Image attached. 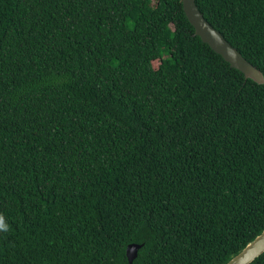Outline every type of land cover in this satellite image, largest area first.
Listing matches in <instances>:
<instances>
[{
    "label": "trees",
    "instance_id": "trees-1",
    "mask_svg": "<svg viewBox=\"0 0 264 264\" xmlns=\"http://www.w3.org/2000/svg\"><path fill=\"white\" fill-rule=\"evenodd\" d=\"M195 2L264 76V0ZM0 217V264H223L264 229V82L182 0H0Z\"/></svg>",
    "mask_w": 264,
    "mask_h": 264
},
{
    "label": "water",
    "instance_id": "water-1",
    "mask_svg": "<svg viewBox=\"0 0 264 264\" xmlns=\"http://www.w3.org/2000/svg\"><path fill=\"white\" fill-rule=\"evenodd\" d=\"M182 5L188 21L194 28L195 35L207 43L214 52L221 55L231 67L240 70L246 78H251L258 83L264 82L261 71L243 57L224 35L205 19L195 0H182ZM141 246L142 244L138 243H129L126 246L125 254L129 263L136 258ZM262 252H264V229L223 264H249Z\"/></svg>",
    "mask_w": 264,
    "mask_h": 264
},
{
    "label": "clouds",
    "instance_id": "clouds-1",
    "mask_svg": "<svg viewBox=\"0 0 264 264\" xmlns=\"http://www.w3.org/2000/svg\"><path fill=\"white\" fill-rule=\"evenodd\" d=\"M0 229H5V225L3 223V218L0 217Z\"/></svg>",
    "mask_w": 264,
    "mask_h": 264
}]
</instances>
